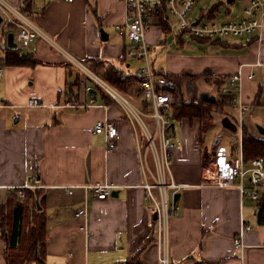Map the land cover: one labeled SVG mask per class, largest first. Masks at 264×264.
<instances>
[{
  "label": "crops",
  "instance_id": "crops-1",
  "mask_svg": "<svg viewBox=\"0 0 264 264\" xmlns=\"http://www.w3.org/2000/svg\"><path fill=\"white\" fill-rule=\"evenodd\" d=\"M8 1L108 83L103 75L109 68L130 78L125 89L119 91L143 107L132 74L139 64L126 56L128 39L115 29L125 22L122 0ZM156 3L158 0L150 2L155 8L151 16L154 24H149L146 34L151 56L154 49L164 51L166 43V33L155 14ZM207 10L211 9L196 15ZM167 16L171 29L169 18L173 17L168 12ZM101 30L106 39L101 38ZM16 33L9 19L0 16V264H7L10 254L8 237L17 205L22 209L24 228L34 215H44V253L33 264H158L157 237L146 210L136 141L121 107L49 43L34 39L27 50H20ZM242 39L244 43L225 42V46L207 42L234 54L215 58L175 55L166 69L159 68L152 57L153 67L173 75H204L199 78L203 80L200 93L214 95L217 102L222 96L214 79H226L242 64L247 65L246 74L248 65L258 62L254 79L242 81L241 97L251 106L244 126L255 137L264 138L257 130V126L264 127V86L260 84L264 79V24ZM176 42L183 45L182 34L176 35ZM30 99L42 106L28 107ZM217 116L214 126L219 124L228 137L237 136L230 141L229 151L219 146L220 139L218 147L235 157L239 152L238 133L220 123L227 116L235 124V113L226 106L225 114ZM103 119L114 123L120 133L116 149L107 155L102 136L87 132ZM177 123L171 172L179 186L174 199L179 214L169 223L170 264H264V225L257 224L255 201L248 196L241 199L234 188L204 185L203 166L209 156L203 151L204 138H199V121ZM216 146L213 144L212 151ZM104 183L113 188L106 199L99 200L90 187ZM23 186L36 189V201L15 194ZM84 208L85 221L74 215ZM83 223L84 230L80 228ZM242 223L250 229L243 233L245 247L240 254L233 239Z\"/></svg>",
  "mask_w": 264,
  "mask_h": 264
},
{
  "label": "built area",
  "instance_id": "built-area-1",
  "mask_svg": "<svg viewBox=\"0 0 264 264\" xmlns=\"http://www.w3.org/2000/svg\"><path fill=\"white\" fill-rule=\"evenodd\" d=\"M72 2L73 0H64ZM125 8V22L116 25L115 29L128 39L126 56L138 62L139 67L133 71L136 76L138 90L143 99V107L136 106L121 91L110 83L84 67L82 63L65 51L47 33L40 29L23 11L8 0H0V16H5L17 28L16 46L27 50L34 39L49 43L55 50L63 53L69 63L81 68L88 78L98 85L103 92L114 100L130 123L137 146L138 162L144 176V200L146 210L150 214L157 237L158 264H170L168 251L169 223L179 214V207L174 197L179 189L172 178L171 167L173 151L177 142L173 134V106L176 95L183 99L199 98L200 91L195 81L182 78L177 83L167 79L153 67L151 51L146 34L149 28L148 19L154 13V6L147 0H122ZM227 3V1L225 0ZM194 0H166L168 14L178 22V33L189 38L208 42L225 43L229 40L244 38L259 31L264 24V0H246L242 16L235 20H221L216 11L207 10L200 15H192ZM258 62L249 64L245 74L240 65L236 73L226 78L219 88L222 97L229 98L228 107L235 113V125L239 136V152L229 157L225 148L217 147L213 154L206 157L203 170L206 175L203 184L208 187L237 189L240 198L248 196L257 201L259 192L264 190V158L256 157L246 163L240 147L244 117L251 111V106L242 101V81L244 78L254 79L253 69ZM1 74V69H0ZM260 84L264 86V79ZM186 94V96H184ZM28 107H41L36 99H30ZM90 134L101 135L103 150L107 155L113 152L120 140L118 127L107 119L97 121L87 129ZM112 186L106 183L90 187L95 198L106 199ZM23 189H16L17 196L24 197ZM72 193V189H68ZM76 218L86 220V208L75 212ZM155 216V219L153 217ZM85 229V223L80 227ZM250 227L242 223L239 234L233 239V246L242 253L245 244L243 233Z\"/></svg>",
  "mask_w": 264,
  "mask_h": 264
},
{
  "label": "trees",
  "instance_id": "trees-1",
  "mask_svg": "<svg viewBox=\"0 0 264 264\" xmlns=\"http://www.w3.org/2000/svg\"><path fill=\"white\" fill-rule=\"evenodd\" d=\"M158 10L155 14L158 17V25L166 33L170 28L168 25V16L166 9V0H158L155 4ZM218 7L211 8V11H217ZM201 43H207L208 41L194 39ZM216 44H223L216 42ZM156 73L163 75L167 79H170L177 83L182 78H188L195 81L204 75H190L182 73L180 75H173L166 71H157ZM109 80L112 86L118 90H124L125 85L130 82V78L122 76L117 70L107 69V73L103 75ZM136 80V78H135ZM223 79H214V86L217 90L225 82ZM177 101L173 106V120L174 122H180L187 120L191 122L194 119L199 121V138L202 139L203 135L214 126V120L212 115L225 114V107L229 104L228 97H222L220 101L214 103H208L200 100L199 98L183 99L181 95H176ZM143 101L141 102V104ZM218 147V144L214 149ZM242 155L246 163L256 157L264 158V138H257L249 132V130L243 126L242 139H241ZM36 190V189H35ZM35 190L23 189L24 200L35 199ZM16 192V191H15ZM17 195V193H15ZM259 199L255 201V209L257 214V224L264 225V190L259 192ZM37 197V194H36ZM36 207V205H33ZM34 207V208H35ZM31 225V226H30ZM45 243V226L44 215H34L33 219L28 222V226L23 225L22 209L20 205H17L14 209V216L12 220V229L10 236L8 237V249L10 254L7 255V264H33L40 261L42 254L44 253ZM19 253L16 254L15 253Z\"/></svg>",
  "mask_w": 264,
  "mask_h": 264
},
{
  "label": "rangeland",
  "instance_id": "rangeland-1",
  "mask_svg": "<svg viewBox=\"0 0 264 264\" xmlns=\"http://www.w3.org/2000/svg\"><path fill=\"white\" fill-rule=\"evenodd\" d=\"M149 1V3L151 2L153 4V2L155 0H147ZM246 5V0H234L232 2H230V4H226L225 0H195V6L192 10V15H196L198 14L201 10L204 9H211L214 7H218V17L221 20H235L239 17L242 16V9L243 7ZM229 13V14H227ZM149 24H154V20L152 17H150L148 19ZM169 24L171 25V29L166 32L164 39L166 41L165 43V50L162 51L161 53L158 51V49L153 50V56H151V58L155 57L158 62L157 66L159 68H164L166 69L167 66H169L168 61L170 60V58L172 57H176L175 55L178 56V58H205V57H218L221 55H225V54H234L233 52H230L231 50L228 49H215L211 46V44L209 43H201L198 42L196 40H193L191 38H189L188 36H183L184 38V43L183 45L179 44L176 42V35L178 34V22L177 20H175L174 18H169ZM229 42L231 43H244V40L242 38L239 39H233V40H229ZM216 43V42H215ZM157 48V47H156ZM228 50V51H226ZM185 73V72H183ZM182 74V73H181ZM106 79V77H104ZM202 79H197L195 81L196 87L199 91H201L200 89L202 88ZM186 96V94L184 95ZM220 114H214L212 115L214 123L215 120L218 119V116ZM236 117V116H235ZM179 124L176 122L175 126L177 128ZM219 124H216L215 126H213L212 128H210L209 130H207V132L204 134L203 138H204V142H203V151L206 152L208 154V156H210L211 154H213V144L214 141L216 139H220V144L219 146L223 145L226 146L227 150L229 151L230 148V141H234L235 138H237L236 134L228 137L227 135H225L224 131L222 130L221 126L219 127ZM178 129L176 130V132L178 133ZM176 133V134H177ZM245 202H248V199L245 198ZM19 254L18 252L15 253Z\"/></svg>",
  "mask_w": 264,
  "mask_h": 264
},
{
  "label": "water",
  "instance_id": "water-1",
  "mask_svg": "<svg viewBox=\"0 0 264 264\" xmlns=\"http://www.w3.org/2000/svg\"><path fill=\"white\" fill-rule=\"evenodd\" d=\"M226 1H227V3H230L234 0H226ZM100 35H101L102 39H106V34L102 30L100 31ZM9 37L12 38V35H10ZM199 99L204 101V102H208V103L216 102V98L214 95H209L205 92H201L199 94ZM220 123L225 129L229 130L232 133H236V131H237L236 125L227 116H223L221 118ZM171 127L174 128V124H172ZM257 130L261 135H264V127L257 126ZM217 144H218V139L215 140L214 146H216ZM174 199L175 200L177 199L176 195H175ZM153 219H155V216L153 217Z\"/></svg>",
  "mask_w": 264,
  "mask_h": 264
}]
</instances>
